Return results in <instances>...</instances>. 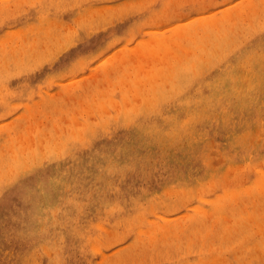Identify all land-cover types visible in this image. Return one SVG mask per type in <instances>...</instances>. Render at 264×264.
I'll use <instances>...</instances> for the list:
<instances>
[{
	"label": "rangeland",
	"instance_id": "1",
	"mask_svg": "<svg viewBox=\"0 0 264 264\" xmlns=\"http://www.w3.org/2000/svg\"><path fill=\"white\" fill-rule=\"evenodd\" d=\"M0 264H264V0H0Z\"/></svg>",
	"mask_w": 264,
	"mask_h": 264
},
{
	"label": "bare ground",
	"instance_id": "2",
	"mask_svg": "<svg viewBox=\"0 0 264 264\" xmlns=\"http://www.w3.org/2000/svg\"><path fill=\"white\" fill-rule=\"evenodd\" d=\"M253 14V13H252ZM177 31H179V30H177ZM176 31V32H177ZM186 31H187V29L184 31V30H182V31H180L179 33H178V38L180 39V37H181V35H184L185 33H186ZM171 35H169V36H167V35H165L164 36V38L163 39H165V38H167V37H170ZM173 36H174V34H173ZM173 36H171L170 38H173ZM166 40H168V39H166ZM164 50V49H163ZM167 51V54L166 55H168L169 54V50L167 49L166 50ZM172 73V70L170 71V72H168L166 75H169V74H171ZM172 78V76H169L168 78H167V80H170ZM215 80V79H214ZM213 80V81H214ZM139 86V85H138ZM138 86H134L135 87V89H134V91L137 89V88H139ZM161 90V89H160ZM159 90V91H160ZM183 92V91H182ZM179 94V93H178ZM152 96V95H151ZM177 96V95H176ZM159 98V97H158ZM165 98V97H164ZM172 98H174V97H172ZM176 98V97H175ZM166 99V98H165ZM153 100V99H152ZM167 100H168V98H167ZM139 101V100H138ZM137 102V101H136ZM162 102H163V100H162ZM135 103V102H134ZM183 103V102H182ZM122 104V103H121ZM124 104V103H123ZM128 104H130V103H128ZM176 104V103H175ZM134 105V104H133ZM181 105V104H180ZM135 106V105H134ZM139 106H141V105H139ZM163 106H164V104H163ZM128 107V106H127ZM137 108V107H136ZM143 109V108H142ZM131 110V109H130ZM154 110V109H153ZM141 111V110H140ZM148 112V111H147ZM133 113V112H132ZM131 113V114H132ZM114 114V113H113ZM115 115V114H114ZM125 116V115H124ZM131 116V115H130ZM111 117V116H110ZM128 119V118H127ZM170 126V125H169ZM168 126V127H169ZM43 180V179H42ZM45 181V180H44Z\"/></svg>",
	"mask_w": 264,
	"mask_h": 264
}]
</instances>
